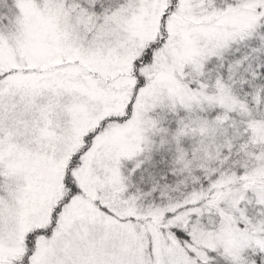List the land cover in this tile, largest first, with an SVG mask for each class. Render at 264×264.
<instances>
[{
  "label": "snow or ice",
  "instance_id": "obj_1",
  "mask_svg": "<svg viewBox=\"0 0 264 264\" xmlns=\"http://www.w3.org/2000/svg\"><path fill=\"white\" fill-rule=\"evenodd\" d=\"M0 264H264V0H0Z\"/></svg>",
  "mask_w": 264,
  "mask_h": 264
}]
</instances>
